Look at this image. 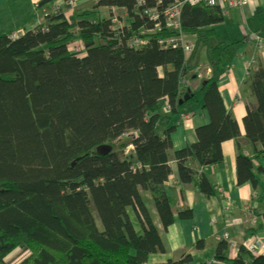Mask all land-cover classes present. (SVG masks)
Here are the masks:
<instances>
[{
	"label": "trees",
	"instance_id": "obj_1",
	"mask_svg": "<svg viewBox=\"0 0 264 264\" xmlns=\"http://www.w3.org/2000/svg\"><path fill=\"white\" fill-rule=\"evenodd\" d=\"M146 1L145 7L153 6ZM145 7L136 0H97L70 19L49 13L14 40L0 34V264L18 249L14 264H188L190 256L150 262L165 253L150 206L164 231L174 222L166 191L171 157L179 182L209 197L218 188L205 170L223 162L222 144L234 140L236 182L255 186L254 160L264 155L263 69L246 81L249 157L239 149V126L217 86L236 44H208L222 11L182 7V33L208 44L211 75L179 104L189 89L183 81L197 74L181 48L157 45L159 37L174 33L148 34L145 46L130 45L153 26L141 14ZM100 8L109 15L98 16ZM113 8L125 14L124 25ZM76 39L83 55L70 50ZM197 107L209 122L196 128L195 143L173 151L176 123ZM101 145L112 151L98 154ZM190 217L189 210L178 213L179 219ZM224 248L218 246L217 260ZM240 253L226 263L264 264V256Z\"/></svg>",
	"mask_w": 264,
	"mask_h": 264
},
{
	"label": "crops",
	"instance_id": "obj_2",
	"mask_svg": "<svg viewBox=\"0 0 264 264\" xmlns=\"http://www.w3.org/2000/svg\"><path fill=\"white\" fill-rule=\"evenodd\" d=\"M42 0H0V34L7 36L21 35L39 25L41 14L45 15L47 7L39 8ZM96 1V0H94ZM93 0H77L75 10H85L91 7ZM87 6L86 8H83ZM83 9H80V8ZM33 12L35 17H30ZM69 12L70 14H73ZM222 23L215 25L214 42L236 44L232 52V60L223 65L218 74L217 86L226 110L230 111L236 120L241 138L239 149L243 155L252 157L253 149L244 140L243 118L246 115V105L251 96L246 84L248 76L258 68L264 71V0H251L242 8H227L222 11ZM24 15L28 16L25 20ZM125 15V14H124ZM22 19V26L15 23ZM19 29L15 31V29ZM17 32H20L17 34ZM194 36V35H193ZM205 63L200 64V75L191 80L185 79L190 90L198 89L202 78L210 77L207 53H204ZM250 61H254L251 64ZM211 71V68H210ZM186 81V82H185ZM186 117V118H185ZM188 117V118H187ZM209 122L206 111L200 107L176 123L171 135L172 150L182 149L187 144L196 141V128ZM223 162L212 168H207L211 183L218 191L206 197L193 185H183L179 182L177 165L172 159L169 162L171 175L166 183V191L172 201L174 222L167 230H163L152 206L153 222L157 227L164 244V254L150 256L151 263L166 260L177 261L183 256H190L188 264H227V260H235L240 255V249L248 246H264V174L257 168L264 169V155L254 160V173L257 178L255 186L250 183L238 185L236 182L237 144L234 140L222 144ZM172 156V152H171ZM199 172V171H198ZM189 210V219H179V211ZM227 233L228 241H222L221 236ZM201 243V248L197 244ZM224 243L221 251V261L215 258L216 250ZM260 255V254H259ZM248 260V257L245 256ZM228 262V261H227ZM229 264V263H228Z\"/></svg>",
	"mask_w": 264,
	"mask_h": 264
},
{
	"label": "built area",
	"instance_id": "obj_3",
	"mask_svg": "<svg viewBox=\"0 0 264 264\" xmlns=\"http://www.w3.org/2000/svg\"><path fill=\"white\" fill-rule=\"evenodd\" d=\"M154 4L150 7L146 6V0H136L137 5L143 8L141 14L149 22L153 23L151 29H142L139 32L140 37H136L131 41V46L133 47H142L147 44V39L142 38V36L150 35V34H159L163 31L174 33L164 38L159 37L156 41L157 45L160 48L164 49H178L181 48L184 52L185 58L189 56L193 51V46H191L185 40V36L182 33V25H181V11L184 5H189L192 7L195 6H206L210 8H218L221 11L229 8H242L247 5L251 0H166V4L162 0H153ZM68 6H74L73 3H69ZM70 8V7H69ZM59 10V6L52 7V13H57ZM116 9H111V12H115ZM112 22H116L115 19ZM18 36L11 35L10 39L14 40ZM71 48V47H70ZM71 50V49H70ZM73 51V50H72ZM76 53L78 50L75 49ZM254 61H251V64ZM208 74L210 73V69L207 70ZM199 75L197 72H195ZM224 241H228V236L224 235L222 237ZM245 249L250 251L251 253H256L257 255L264 253V246H248ZM21 250L14 251L10 256L5 259L6 263L14 264L19 262L18 256L20 255Z\"/></svg>",
	"mask_w": 264,
	"mask_h": 264
},
{
	"label": "rangeland",
	"instance_id": "obj_4",
	"mask_svg": "<svg viewBox=\"0 0 264 264\" xmlns=\"http://www.w3.org/2000/svg\"><path fill=\"white\" fill-rule=\"evenodd\" d=\"M94 1V0H93ZM97 1V0H96ZM96 1H94V3L96 2ZM69 3H73V7L72 6H68V4ZM76 4H77V0H57V1H54V3H52V4H50V3H47V4H45V5H43V6H39L38 5V7L39 8H44V7H47L48 8V10L45 12L46 14L44 15L43 14V12H42V14L40 15L41 16V19H40V22H39V25H41L43 22H44V19H45V17L49 14V13H52V7L53 6H59V10H58V12L57 13H59V12H62L65 16H66V18H68V19H70V17L75 13V12H72L71 10H74L75 9V6H76ZM70 7V8H69ZM87 6H85V7H83V8H86ZM82 7L80 8V9H83ZM75 11H77V10H75ZM69 12H72L73 14H70ZM115 13H116V15L117 16H121L120 17V25L122 26V25H124L125 24V22H126V20H125V15H124V13L122 12V11H116L115 10ZM31 15H30V17H35V15H34V13L33 12H31L30 13ZM53 14H55V13H53ZM108 16L109 15V11L106 9V8H100L99 9V13H98V16ZM96 16V15H95ZM24 18H25V20L26 19H28V16H26V15H24ZM15 23H18L17 25L18 26H22V19L21 20H19L18 18L16 19V21H15ZM116 24H118V22L116 23ZM19 29V27H17V29H15V31H17ZM18 33H20V32H17V34ZM184 36H185V40H186V42H188L191 46H193V51H192V53L189 55V56H187V58H186V62L189 64V65H191V66H193V71L194 72H197L199 75H200V68L201 67H198V65H200V64H206L205 63V56H204V53H205V51H206V48H207V46H208V44L210 45L211 43H213V41L212 40H210L209 42H208V44L206 43V44H203V43H201L200 45H199V41H198V38H197V36H193V35H185V34H183ZM165 36H163L162 38H164ZM70 49H71V51L73 50V52H75L76 53V51H74L75 49H77L78 50V53H80V54H84V50H83V46H82V44L76 39V40H74V41H72L71 42V45H70ZM209 47V46H208ZM251 62V61H250ZM210 66V65H209ZM211 68V67H210ZM209 68V69H210ZM210 75H211V73H210ZM203 79V78H202ZM184 118V117H183ZM186 118V117H185ZM188 118V117H187ZM132 149V147H128L126 150V152H128L129 150H131ZM97 225H98V227L100 228L101 227V225H100V223H99V221H97ZM224 235H226V236H228L227 235V233H223L222 234V236H221V239H222V237L224 236ZM222 241H224L223 239H222ZM10 256V255H9ZM258 256H264V253H262V254H260V255H258Z\"/></svg>",
	"mask_w": 264,
	"mask_h": 264
},
{
	"label": "water",
	"instance_id": "obj_5",
	"mask_svg": "<svg viewBox=\"0 0 264 264\" xmlns=\"http://www.w3.org/2000/svg\"><path fill=\"white\" fill-rule=\"evenodd\" d=\"M53 1H57V0H42L39 3V6L41 7V6L45 5V4L53 2ZM190 93H191V90L187 89V91L184 94L183 98L181 100H179V104H182L183 102L188 101V99L190 98ZM96 151L100 155H107V154H109L112 151V147L109 146V145H101V146H98L96 148Z\"/></svg>",
	"mask_w": 264,
	"mask_h": 264
}]
</instances>
